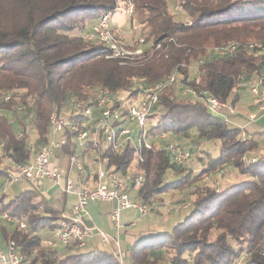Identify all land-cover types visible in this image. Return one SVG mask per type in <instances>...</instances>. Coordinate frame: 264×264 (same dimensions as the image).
Listing matches in <instances>:
<instances>
[{"label":"trees","instance_id":"trees-1","mask_svg":"<svg viewBox=\"0 0 264 264\" xmlns=\"http://www.w3.org/2000/svg\"><path fill=\"white\" fill-rule=\"evenodd\" d=\"M128 1L133 4L130 22L135 20L147 32L141 34L142 55L120 63L107 58L104 43L83 36L103 15L114 13L118 2L123 3L124 13ZM170 3L181 6L186 21L175 19ZM257 39L264 44V0H0V176L6 178L12 166L28 162L49 141L50 114L60 112L71 99L68 107L104 88L113 94L127 93L130 101L139 94L137 82L149 86L175 73L176 80L182 76L181 93L170 91L176 83L160 91L147 119L149 134L167 132L178 137L194 130L197 138L217 145L202 170L227 166L237 174L221 188L198 193L171 230L142 231L126 257L133 264H159L166 255L169 264H234L236 260L264 264V151L260 149L264 129L248 132L232 125L211 113L204 101L207 93L227 102L241 88L239 82L264 74V53L255 55L242 48L233 57L206 58V49ZM157 44L160 47L155 49ZM137 46L138 41L132 49ZM194 62L196 76L189 79ZM5 94L9 95L6 101ZM19 105L24 108L19 110ZM28 127L37 134L34 151L27 142ZM73 137L67 135L61 153L66 161L77 156L83 162L85 178L93 159L112 172L130 170L132 146L126 145L116 155L100 144L79 151ZM187 150L191 159L197 149ZM141 157L137 173L132 171L133 177L143 175L134 200L146 203L148 197L187 183V174L181 172L187 166L174 163L164 150L143 147ZM33 186L8 198L0 196V214L25 223L24 228L14 223L11 232L2 228L5 243L14 242L25 264H119L114 252L84 251L76 241L61 245L53 236L58 245H45L40 232L54 231L63 209L48 204Z\"/></svg>","mask_w":264,"mask_h":264},{"label":"built area","instance_id":"built-area-1","mask_svg":"<svg viewBox=\"0 0 264 264\" xmlns=\"http://www.w3.org/2000/svg\"><path fill=\"white\" fill-rule=\"evenodd\" d=\"M118 5V4H117ZM119 6L115 8V11ZM127 15H131L133 4L128 1L124 5ZM111 13H107L101 17L92 30L83 37L87 40H94L104 43L109 50L107 58L117 59L120 63L134 57H139L143 53V49L138 45L134 49H128L121 45L117 39L116 30H111L109 19ZM142 39L140 43H142ZM157 44L155 49H158ZM256 50L264 52V44L261 41L236 43L219 46L214 49V55L217 58H229L236 55L239 49ZM176 83L175 73L169 78L156 82L149 86H145L142 82H137L135 88L139 90L138 96L127 101V93H110L107 89L96 88L92 92V97L88 100L73 101L68 108L67 113L62 111H53L49 116V141L39 146L30 156L28 162L20 165L12 166L7 172L5 184L11 187L14 184L28 181L33 185L38 184L41 180H52L60 186L62 193L74 196V203L69 213H62L58 227L54 230V238L61 245H68L76 241L77 246L84 249L87 241L92 237H96L101 246L110 241V238L101 231L90 229L85 224V216L87 215V206L89 201L114 202V206L109 213V219L114 227L117 236L112 239L115 254L119 264H123L125 253L120 249L118 235L121 232L120 213L122 210L134 208L139 210L141 215L148 214L152 209L150 203H141L132 200L128 196V190L132 187H140L143 185V175L138 174L132 176V171L137 173V164L142 162L141 149H151L155 146L164 150L170 159L179 166L187 165L190 159V153L178 142L171 140L167 132H162L152 136L148 129L150 125L147 119L152 112L154 105L157 103L158 95L166 86ZM264 83V74L259 78L255 85L249 88L251 94L256 95L259 92L258 86ZM185 89L183 93L187 92ZM123 95V96H120ZM9 99V95L5 94L4 101ZM205 105L211 113H225L228 117L237 116V110L229 103L219 100L218 98L205 93ZM24 108L19 105L18 109ZM259 108L264 110V102ZM248 122L255 119V114L248 113L244 115ZM134 123L139 130L137 136L134 130L129 126ZM74 135V141L78 145L79 151L86 149L88 146L98 147L102 149L106 147L113 155L118 154L126 145L134 148V165L125 174L112 172L106 169L104 163L100 160H92V171L85 178L83 162L77 156H71L66 161L68 172L71 166H74L77 175L75 180L67 173L62 172L52 161V156L61 152L62 148L67 145V135ZM244 135V132H242ZM158 140V141H157ZM161 142V145H159ZM3 142H0V149ZM243 159H245L243 157ZM245 161H248L245 159ZM90 177V178H89ZM90 179V185H85ZM5 192V191H4ZM5 194V193H3ZM188 205H180L173 208H187ZM15 223L7 214H0V221ZM20 228L25 227L22 220L17 221ZM0 264H25L23 256L15 250L14 242L7 244L6 250L0 252Z\"/></svg>","mask_w":264,"mask_h":264},{"label":"rangeland","instance_id":"rangeland-1","mask_svg":"<svg viewBox=\"0 0 264 264\" xmlns=\"http://www.w3.org/2000/svg\"><path fill=\"white\" fill-rule=\"evenodd\" d=\"M119 9L116 10L114 13H111V17L109 19V26L111 30H116V36L119 37V39L123 42L125 46H127L128 49H132L135 46V43L138 41V45L141 46V48L144 50L145 44H144V35H141L142 32L146 33L147 30L142 31L140 27L137 25L136 21L133 20L130 22V17L125 13H123V3L118 2ZM170 11L174 14V17L178 21H186L187 16H185L181 6L179 5H173L172 3L169 4ZM131 16V15H130ZM134 19V17H133ZM142 39V43H140V40ZM119 40V41H120ZM254 41H260V39L252 40V41H246V42H254ZM236 43H246V42H239L235 41ZM217 47H209L206 49L207 56L206 58L215 57L214 56V49ZM242 49V48H241ZM249 51H255V55H259V53L256 50H249ZM258 52V53H257ZM264 53V52H263ZM197 63L194 62L190 64L188 69L189 79H192L196 76V65ZM255 77V76H254ZM259 75L256 76L252 81L245 82L241 81L239 82L240 89L237 90V92H232L231 96L228 98L227 103H229L232 107H234L238 115L233 116L236 120L241 119L242 122L247 123L245 130L248 132H253L255 130L264 129V111L259 110L258 103L264 102V83L263 85H259V92L256 95L251 94L249 91V88L256 84L259 80ZM181 79L182 76H177L176 84L173 86V88L170 91H173L176 94H180V85H181ZM168 91L167 93H169ZM237 93V99L234 103H232L234 94ZM123 96V95H120ZM72 101V99H71ZM70 101V102H71ZM68 102L66 106L62 108L63 113L68 112ZM260 105V104H259ZM242 113H253L256 116V119L253 121L248 122V120L245 117H242L240 114ZM219 115L223 120H230L232 117H228L225 113L217 114ZM244 118V120H243ZM232 125H236L235 123H231ZM129 126L134 130L135 137L137 136V132L139 130L138 126L134 123H129ZM189 135H180L175 137H170L172 140L178 142L181 144L184 148H193L197 149L195 153L192 154V158L189 159L187 163V167L184 170H181V172L187 174V183L183 185L180 189L177 190H171L166 193L157 194L155 196L148 197L146 200V203H150L153 207V209L146 215H141L139 210L130 208L122 210L121 215V232L118 235V241L120 245V249L128 254V251L130 249V244L134 239L138 237L140 232L148 230L149 226L153 224H157L159 226H162L163 229L171 230L173 225L177 223L180 219L183 218V216L188 212V208L178 209L177 211H174L173 208L178 207L180 205H188L187 207H190L196 197L198 196V193L204 192L206 189H210L213 187L221 188L223 187L227 182L232 181L235 178L236 171L232 169H228L227 166L222 168H216L213 172L208 170H202L204 166H206V161L210 154H216L217 145H214V142L207 141L205 139H199L196 136V133L194 130L188 131ZM28 145L31 148L32 151L36 148V141H37V134L36 132L30 127H28ZM175 138V139H173ZM158 141V140H157ZM161 145V142H159V145ZM260 149L261 151H264V138L260 142ZM199 158V159H198ZM52 161L54 164L57 165V167L62 171H66V158L63 155V153L58 152L57 155L52 156ZM132 165H134V162H132ZM69 176L75 180L77 171L74 166H71L68 172ZM175 172L174 174H176ZM173 174V175H174ZM197 174V175H196ZM196 175V176H195ZM195 176V177H194ZM194 177V178H192ZM235 180V179H234ZM37 191L44 197V200L48 202L51 206L55 208H61L62 207V198L63 193L60 189V186L57 185L52 180H41L36 184ZM29 188H36L33 186L32 183L28 181H23L17 184L12 185L11 187H7L5 184V178L3 176H0V196L5 193L7 195L6 198L10 196H14L19 194L21 191ZM5 191V192H4ZM137 194V187H132L128 190V196L132 200L134 199V196ZM67 197V206L66 211L68 210V206L71 203L72 195L68 194ZM87 209L90 211L91 217L88 215V223H91L90 219H94L95 223L98 228H96L94 225H90L92 228L95 229V231H101L109 238L111 236H117V233L115 229L113 230L108 218H107V211H108V204L106 202H99V201H89ZM92 211V212H91ZM102 215V216H101ZM86 217V216H85ZM87 218V217H86ZM97 219V222H96ZM6 223V224H5ZM2 228H5L7 232H11L14 229V223H7L3 220L0 221V249L5 248V240L3 238V230ZM90 228V227H89ZM91 229V228H90ZM93 229V230H94ZM151 232L150 230L146 231V233ZM54 231H50L48 229H44L40 232V236L42 237L43 241H45V245L52 246L53 243L57 246V242H52ZM94 236L92 235V239ZM107 242L104 246V248L109 249L110 244ZM168 255H166V259L161 261L159 264H169L166 260H169ZM185 258H187L190 262V257L185 255ZM244 260H236L234 264H242ZM123 264H130V260L128 257L123 258Z\"/></svg>","mask_w":264,"mask_h":264},{"label":"crops","instance_id":"crops-1","mask_svg":"<svg viewBox=\"0 0 264 264\" xmlns=\"http://www.w3.org/2000/svg\"><path fill=\"white\" fill-rule=\"evenodd\" d=\"M259 110H261L260 108H259ZM261 111H264V110H261ZM240 114L242 115V117H245L244 115H246V113H242V112H240ZM255 119H256V117H255ZM254 119V120H255ZM243 120H244V118H243ZM227 121H229L230 123H235L236 124V126H239V127H241V128H245L246 127V124L247 123H244V122H242L241 121V119H239V120H236L235 119V117H232L230 120H227ZM259 130H262V129H259ZM255 131H257V130H255ZM90 178V177H89ZM88 178V180L86 181V183H85V185H90V179ZM74 203V196H72V200H71V203H70V205L68 206V210L66 211L65 209H66V206H67V197L65 196V195H63V198H62V207L61 208H59V209H63V212L64 213H69V211H70V208L72 207V204ZM106 204H108V211H107V218H108V220H109V222H110V219H109V213H110V211H111V209L113 208V206H114V202L113 201H111V202H106ZM87 211H89L88 209H87ZM92 212V211H91ZM88 215L91 217V214H90V211L88 212ZM102 216V215H101ZM87 217V218H86ZM86 217H85V224L87 225V227H90L91 229H94V228H92L90 225H94L96 228H98V226L96 225V224H94L95 223V221H94V219L92 218V219H90L91 221V223H93V224H89L88 223V216L86 215ZM121 215H120V223H121ZM96 222H97V219H96ZM8 223V222H7ZM6 224V223H5ZM110 224H111V226H112V223L110 222ZM112 228H113V230H114V227L112 226ZM163 229V227L162 226H159V225H157V224H153V225H151V226H149V229L148 230H150L151 232H153V231H156V230H162ZM95 230V229H94ZM148 230H145V231H148ZM144 231V232H145ZM140 234H142V232H140ZM139 236V235H138ZM114 237H116V236H111L110 237V241H109V243L108 244H110V248L109 249H106V248H104V246H101L100 244H99V241H98V239L96 238V237H94L93 239H92V237L87 241V244H86V246H85V248L84 249H82V250H91V249H94V248H97V249H100V250H107V251H109V252H114L115 253V248H114V244H113V241H112V239L114 238ZM52 239V238H51ZM6 248H7V244L5 243V248H3V249H0V252H2V251H4V250H6ZM125 256H127L126 255V253H125ZM130 264H133L132 262H130Z\"/></svg>","mask_w":264,"mask_h":264}]
</instances>
